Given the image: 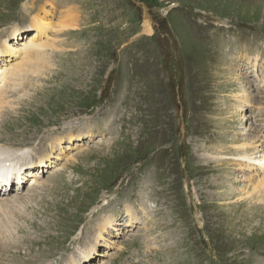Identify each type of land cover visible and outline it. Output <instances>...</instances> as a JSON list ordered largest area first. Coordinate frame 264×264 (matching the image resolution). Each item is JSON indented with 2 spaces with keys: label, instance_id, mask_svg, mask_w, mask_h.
Here are the masks:
<instances>
[{
  "label": "rangeland",
  "instance_id": "obj_1",
  "mask_svg": "<svg viewBox=\"0 0 264 264\" xmlns=\"http://www.w3.org/2000/svg\"><path fill=\"white\" fill-rule=\"evenodd\" d=\"M45 9L54 46L9 82L12 103L30 96L0 109V149L53 163L4 199L0 264H264V169L226 159L264 148V0H0V47H24ZM68 9L78 26L56 32ZM72 133L95 135L66 149Z\"/></svg>",
  "mask_w": 264,
  "mask_h": 264
},
{
  "label": "bare ground",
  "instance_id": "obj_2",
  "mask_svg": "<svg viewBox=\"0 0 264 264\" xmlns=\"http://www.w3.org/2000/svg\"><path fill=\"white\" fill-rule=\"evenodd\" d=\"M33 6L34 5H32L31 7H33ZM43 9H44V7H43ZM49 12H50V10L45 9V14L43 16L39 17L40 15H37V14L34 16L33 21H32V23L34 25V31H33L34 32L33 33L34 36H32V37L34 39L31 37L32 40L30 39V40L26 41V43H24V45H23L24 47H22L20 49H17L14 46V43L11 44V45L10 44L7 45V46H10V47H6L4 45H2L0 47V51L2 53H4V51L7 52L6 54H3L4 56H7L8 54H12V57H14L13 55L15 53H17L16 54L17 58L21 57L20 61H18L16 63H11V64H6L8 62V60L6 58H5V60H2L5 63L0 61L3 65H5V67L1 68V72H0V78H1V81H0V109L3 108V107L12 108V106L14 108L15 103L18 100H19L18 102H21L25 98L30 96L29 92H26L24 94L22 92H19L21 94L19 96H17V101L15 103H12L11 96L9 95V93H11V90H8V84H9L10 81L13 82V87L15 85V88L13 89V92H15L16 89L20 88L25 82L29 81L28 75L37 74V77H38L40 72L43 71L44 68H46L45 65H42V64H45V61L43 60L44 61V63H43V62H41V60L45 59V57L49 53L47 51V48H49V46H52L54 41H53V39L52 40L51 39L44 40L43 42H39V41H42V39H43L42 37L46 36V34H48V31H50L48 29V27L51 24L49 22V20H48ZM77 21H78V18L75 15L74 10L73 11L71 9L64 10V15L61 16L60 21L56 25V27H58L57 28L58 30L56 29L57 30L56 31L54 29V31L62 32V31H65V30H68V29H71V28H76L78 26ZM149 21L150 20H146L145 21V23L143 25L144 26L143 31L144 32L147 31L148 33H152L154 31H153V29H152V27L150 25L151 23ZM54 26H55V24L52 27H54ZM54 34H55V32H54ZM12 47H13V49H12ZM242 52H244V51H242ZM261 60H262V58H261ZM40 63H42V64L40 65ZM2 64H0V67L2 66ZM42 66H44V68H42V70H41ZM258 69L260 70L261 66H259ZM263 74H264V70H263L262 75ZM24 75H25V77H24ZM3 77H5L4 81L2 80ZM260 79H261V81L259 83L263 84L264 83V77H263V79L262 78H260ZM39 86H41V85H39ZM257 88H258V86H257ZM257 90H259V89H257ZM20 91H23V90H20ZM253 96L254 95H252V96L249 95L250 98H252ZM14 97H16V96H14ZM241 99H245L244 103L245 102L249 103V100H250V99H248V95L247 94H243ZM9 101H10V103H9ZM240 109H241V107H240ZM251 125H250V122H248L246 124V129H247L246 132L248 134L250 133V130L252 128ZM89 127L92 128L93 126L91 125ZM80 130L81 129L79 128L77 131L79 132ZM0 131H1V129H0ZM68 134H71V133H68ZM67 135H66V137H67ZM72 135L74 136V138L72 137ZM72 135H69L70 136V137H68L69 139L66 138L68 143H69V144L67 143V145H65L66 149L67 148H71V147L77 148V147L81 146L80 142H83L85 137H86L85 134L81 135L80 137H78L77 134H75V133H72ZM93 135H95V134L93 133ZM93 135L92 134H87L86 138H88V136H89L90 137L89 140H91ZM62 137L63 136L55 137L54 138L55 141L54 142H49V145H51V147H57V144H58V145H60V147H64L63 144H65V139H63ZM76 138H83V139L80 142L70 143V141H72V140L75 141ZM0 141H2V138L0 139ZM242 143L243 144H238V142L237 143L236 142L232 143L233 145L231 144V147L233 149L239 151V152L236 153V154L234 153L235 155H232L231 157L227 156L226 159L229 160L230 158H233L235 161L238 162L239 167L240 166L242 167L244 165L247 166V167H243L244 171H246V172H250V173L254 172V170H256V168H259V167L264 169V148L262 147V148H260V150L258 149V151H253L258 146V144L256 142L247 141V142H242ZM6 144H8V143H6ZM25 145L26 144L21 145V146L17 145V147L14 150L7 149L8 151L0 149V209H1V211L6 212V210H7V206H6L5 202H4V199L8 196L9 193H11V189L13 188V186H15V184H18L17 182L23 183L25 181V177L26 176L24 175V177H21L22 174L30 172V174L33 175L32 169L36 167V170L34 171V174L39 176L41 179H43L45 173L48 172V168L51 167V163H53V161H52V157H53L52 152L48 151L47 148H42L41 146L38 147L39 150L40 151L43 150V149H45V150L41 153L42 155H40L39 158L35 159V161H37L36 164L31 165L30 163H28V161H31L30 159L28 161H26V162H24L25 160L22 159V160H19L17 163H15L14 159H18V157H17L18 155L17 154H25V151H26V148H27V147H25ZM34 145H35V143L32 146H34ZM224 148H226V147H224ZM229 154H230V152H229ZM3 159H5L4 162H2ZM213 160H215V159H213ZM224 160L225 159H217L215 161L220 163L221 161H224ZM9 161L11 163H9ZM19 163L22 164V167L20 165H18ZM252 174H255V173L245 174V176L243 174V176H241V177L242 178L245 177L247 179H250L252 177ZM27 175H29V174H27ZM35 175H33V176L35 177ZM34 177H30L31 181H32L30 184L34 183L33 185L37 186L38 183L36 182V179ZM14 179H16V181H14ZM250 180L251 181L253 180L255 182L254 186H252L253 192L256 193V194H261L263 196L261 199H263L264 198V176H263V180H261V179L258 180L256 178L255 179H250ZM30 184H29V188L28 189H33L34 187H30L31 186ZM16 187H18V186L16 185ZM242 188H244V186ZM239 199L241 200V199H244V198L242 197V198H239ZM15 201H17V200L15 199L14 202ZM8 202H11V200L9 199L7 201V204H8ZM129 213L131 214V211ZM6 216H8V215H6ZM130 216H132V214ZM132 217H135V216H132ZM136 218H137V216H136ZM131 220L135 221V218H132V219L130 218V221L127 224V226L128 225L129 226H133L134 222L131 221ZM113 222H115V219H113L112 217H109V219H106V222H104V223H106L108 225V227H113ZM6 225H8V224H6ZM0 228H3V225H0ZM9 229H10V227H8L7 230H9ZM110 229L111 230H115L114 228H110ZM0 230H2V229H0ZM128 231H129V229L127 230V232ZM14 237H15V235H14ZM76 264H78V263H76Z\"/></svg>",
  "mask_w": 264,
  "mask_h": 264
}]
</instances>
